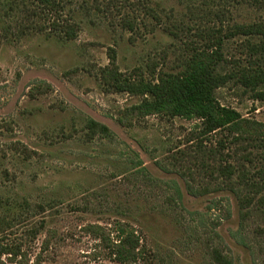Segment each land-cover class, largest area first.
<instances>
[{"label": "rangeland", "instance_id": "rangeland-1", "mask_svg": "<svg viewBox=\"0 0 264 264\" xmlns=\"http://www.w3.org/2000/svg\"><path fill=\"white\" fill-rule=\"evenodd\" d=\"M56 2L74 38L0 0V264H264V101L219 88L240 117L209 131L118 90L110 63L155 81L228 35L222 72H240L264 37L234 26L264 25V0ZM128 234L137 252L118 254Z\"/></svg>", "mask_w": 264, "mask_h": 264}, {"label": "trees", "instance_id": "trees-1", "mask_svg": "<svg viewBox=\"0 0 264 264\" xmlns=\"http://www.w3.org/2000/svg\"><path fill=\"white\" fill-rule=\"evenodd\" d=\"M35 1L42 11L51 13L50 15L53 16V12H55L53 7L59 6L56 0ZM54 18L52 24H55L57 29H60L67 38L76 36L77 25L71 22H61L56 15ZM234 27L235 31L238 30L241 34L264 37V25L261 23L236 24ZM210 31L219 34L221 29H211ZM223 38H229V36L225 35L216 40L214 48L210 46L201 49L195 48L189 59H186L183 71L177 73L162 71L155 81H145L143 78L136 79L137 77L133 75L121 72L116 64V53L112 49L110 63L114 70L111 73V79L120 91L151 95L153 99L146 100V108L159 109L168 105L169 108L172 107L174 114L186 118L203 119L209 131L223 128L236 122L240 116L234 109L219 103L216 96L219 88L231 83L242 85L253 91L257 99L264 101V39L259 43H254V54L257 57L254 59L255 61H252L251 67H245L243 70L236 68L240 72L223 73L222 69L225 64L230 63L223 51ZM240 63L238 60L232 62L236 67ZM89 128L95 133L96 131L104 135L111 133L108 126L93 119L89 121ZM139 244L138 239L128 234L120 239L118 254L126 255L128 252L133 255L132 249L135 248L137 252Z\"/></svg>", "mask_w": 264, "mask_h": 264}]
</instances>
